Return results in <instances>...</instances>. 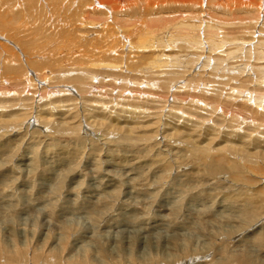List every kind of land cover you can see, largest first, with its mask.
Here are the masks:
<instances>
[{
  "label": "rangeland",
  "instance_id": "rangeland-1",
  "mask_svg": "<svg viewBox=\"0 0 264 264\" xmlns=\"http://www.w3.org/2000/svg\"><path fill=\"white\" fill-rule=\"evenodd\" d=\"M25 1L27 0H15L13 5L23 4ZM37 2L42 3L43 6H37L38 3H36L32 16L29 15L26 21V18L23 20L36 28L52 25L55 16L53 10L58 6L60 0H43V2L37 0ZM219 3L224 6H233L234 0H220L213 3L210 0H199L194 3L193 11L176 3L166 7L161 13L138 14V8L136 10L125 8L127 11L124 9L123 14L125 11L129 13L124 16V21L131 18L129 16L132 14L137 13L133 16L136 18L143 17L147 23L139 27L141 35L139 37L142 39L134 35L135 38L133 37L132 42L135 45L139 46V41H141V43L144 42L142 46H146L154 40L152 45L157 47L164 45L165 48L152 47L138 50L140 52L134 54L138 56L136 64L139 63V58L142 63H146L145 65L155 59L156 61H163L158 59L161 53L169 56L175 55L184 61V63L164 69L166 72L158 73L155 71L154 78L158 81L155 88L145 87L146 84L134 86L131 82L134 79H141L137 77L139 72L124 71L120 73L129 75L130 81L123 85V82L117 78L115 85L120 86L121 89L122 86L125 89L131 88H127L128 90L125 92H118V88L114 86L115 91L112 92L111 97L99 99L100 96L94 97L96 92L87 93V87L91 82L88 83V86L76 88L74 82L83 80L78 75L81 71H74L69 72L71 80L67 82L75 86L76 91L72 89L73 91H69L71 93H57L55 89H59L57 86L62 85V83L53 82L51 87L54 86L55 88L45 94V97H41L40 100L35 98L37 91L34 89L36 88L30 89L29 93H24L26 83H21L23 88L18 84L15 89L8 93L0 94V114L12 113L21 118L17 122L18 125L15 124L16 127L11 126L14 129L13 133L20 134L11 138V140L14 138L16 140L11 143L14 149L9 155H16L14 159H9L11 169L9 165L7 166L9 167L8 170L16 168L18 171L17 173H15V169H13V173L8 171L9 174L4 180V185L0 184L1 189L4 187L0 191V196H2L0 197V252L6 253L10 258L9 263L0 262V264H74L79 261L86 264H137L141 261L145 264H202L203 262V264H232L231 259L238 257L244 242L250 241L264 227V218L259 219V214L251 217L246 214L242 215V212L239 215L248 219L246 222L251 227L249 235L242 233L235 235L233 230L221 231L219 236L208 225L209 221L223 222V220H227L224 218V215L228 213L225 207L228 201L233 200L234 202V199L235 202H240H237L238 204L241 202L245 204L246 201L258 202L260 206L257 208L262 209L259 213L264 211V156L262 155L264 154V118L261 119V114L264 113L260 112L258 117L254 114L257 112L256 108L252 106L255 101L254 97L248 99L247 97H238L236 99V104L241 102V107L244 106L245 110L239 109L238 106L234 107V101H229L228 95L229 86L232 82L225 86H220L219 81L217 82V79L223 82L226 75L229 74L228 71H232L228 75L231 76L232 74L231 80L241 81L243 76L248 74L249 64H245L246 58L245 61L238 60L242 54L241 51H234L236 57L239 53L238 57L235 58L234 56L232 58L234 60H227L229 63L224 62L226 58H222L221 63L218 60L217 65L223 64V67L222 65L217 67L218 71H215V77L214 75L209 76L211 74L209 68H213L215 63H209V67H206L204 71L200 68L202 61H204L203 58L200 62L196 59L198 60L197 65L194 66L192 64L194 59L190 57V54H197V51L185 47L183 38L187 35L186 30H175L180 22V19L177 18L180 14H190V17H194L195 21L197 19L195 14L198 13L210 17L204 16L203 20L218 18L220 13L215 5ZM1 5L2 2H0ZM222 5L219 8L224 9L221 7ZM62 6L65 8H59L57 17L59 22L56 21V24L67 32V36L70 37L68 44L71 48L77 46L71 42L75 34L83 35L87 40L96 38V42L102 40L100 37L107 33L106 16L109 13L108 10L102 6H93L91 0H64ZM86 10L91 11L90 15L93 16L91 17L93 22L89 19L88 22L82 23L81 17ZM220 11L224 17L225 14L222 10ZM261 11L259 9L258 12ZM235 15L236 17L239 16L238 13ZM259 18L261 19V14L258 17L256 15L258 22L261 21ZM226 19L232 18L227 17ZM209 24L213 25L212 23ZM261 24L255 28L257 33H255L256 35L253 34L254 39L264 37V25ZM253 27L255 26L252 25ZM5 28L7 29V27ZM52 30L44 31L48 33ZM10 32L14 34L12 30ZM55 32L56 35H54ZM227 32H230V28L227 29ZM258 32L261 33V36ZM194 33L195 35L199 34L198 31H194ZM194 33L192 34L194 35ZM192 34L188 35L192 36ZM5 35V33L0 32V39L4 44L10 41V39L5 38ZM14 35L13 37L19 40L24 38L18 34L15 35L16 37ZM53 35L54 39L59 38L57 29L56 31L53 30ZM168 39H171L179 50L178 48H167ZM202 40L200 39L201 42ZM11 41V43L15 42ZM228 44H226L227 47L230 45ZM10 45L8 44L9 47ZM226 45L218 49V51L221 50L220 54H216L219 53L218 51L213 52L211 55L213 58L210 59L213 61L214 58H218V55L235 50H229V47L227 49ZM94 47H97L96 44ZM127 47L130 48V46ZM122 48V44L118 46L116 55H121ZM17 50H20L18 46ZM14 52L19 58L16 50ZM202 52L208 53L206 45ZM187 59L191 60L190 64ZM19 61L20 65L15 66L12 62L7 63L0 59V81L3 80L1 68H10L15 71L19 76L17 82L22 81V79L26 80V75L29 76L30 74L28 65L33 63L24 64L23 61ZM42 61L43 59L39 58V68H31L34 74L44 70L43 67L45 70H50L51 64L41 65L45 64ZM130 61H135V59ZM124 63L127 64V62ZM243 65H245L246 72L242 70ZM228 66L232 69H229ZM233 66L238 68L234 70ZM131 67L129 65L126 68L132 69ZM73 68L74 66L71 65L70 70H74ZM106 71L113 74L118 72V70ZM242 71H244V75H242ZM101 73L102 70L97 75L98 79ZM197 73L198 75H196ZM222 73L224 78L221 79ZM151 75L153 76V74ZM238 75L241 77L239 78ZM104 79L107 80L108 77H104ZM159 84L160 86H158ZM246 84H248L246 86L248 91L257 90L259 92L260 90V93L264 92L262 85L261 88L260 86L257 88L254 83L247 82ZM217 85L220 89L217 88ZM215 90H218L220 94ZM216 96L215 103H218V106L212 102ZM68 97L74 98V101H66ZM260 98L264 101L263 95ZM223 100H225L224 103ZM197 102L201 103L198 105ZM205 102L211 106L214 103L215 107L218 108L205 106L203 104ZM246 104L253 107L252 111L250 107L249 109L246 107ZM72 107L74 108L70 109ZM222 108L223 112L220 111ZM26 112H31L32 117L29 118L30 114L23 118L21 115ZM246 113L247 115L250 113L252 119L250 116L247 118ZM34 117L48 119V126L46 125L48 129L46 128L47 131L42 132L38 130L40 127L28 125L29 130L26 131L29 135L31 134L30 137L28 136V139H31L27 140V144H29L24 147V145L18 144V140H23L25 134L18 131H21V126L26 121H36ZM256 117L260 119H254ZM2 118L3 116L0 117V119ZM38 121L35 123L36 126L39 124ZM40 124L41 126L44 125L42 122ZM247 127L250 131L246 130ZM245 133L248 137L250 134L251 136L248 138ZM0 135H3L1 139H5L10 134H5L4 128L0 127ZM240 136H244L245 139L241 140ZM253 142L257 144V147H254ZM219 148L220 150H218ZM90 153L94 155L91 156ZM44 155H47V162H49L48 166L50 167L58 164V158L64 155H70L67 158H71V163L62 168L61 178L55 190L60 195L57 199H52L50 194L46 192L48 190L50 192L53 187L49 175L41 176L37 172L41 168ZM27 157L33 158V166L37 170L33 173L34 175L27 178V181L30 182L27 184L28 186L22 183L23 177L19 173V170L24 171L26 168L24 166L27 165ZM90 157L95 160L96 164L93 163V166L95 165L96 175L89 174L92 166ZM73 160L77 162H73ZM43 167L45 166L42 164ZM159 167L162 169L161 172H158ZM37 173L38 176L35 175ZM110 175L116 178L115 183L111 180ZM179 179H183L182 181L185 179V182H188L184 186H179L178 182H181L178 181ZM78 182L79 186L77 185ZM102 191L103 195H101ZM197 194L195 201L191 197ZM94 198H101V205L95 208V212H90L88 203ZM119 200L125 204L112 206V203ZM29 204L31 205L29 206L30 209ZM44 207H51L56 220L69 222V224L62 229L52 228V224L50 227L44 225L43 219L45 218L42 214L45 210ZM61 208L63 210L66 208V211L61 213ZM173 208L177 214L173 213L174 211L172 213L169 211ZM199 213H203L202 218L207 221V224L202 229L196 230L194 226L189 229V222L193 221V215L199 217ZM258 222L259 224H257ZM230 223L232 226L233 223ZM222 228L221 226L215 228V231ZM261 233L264 237V231ZM93 235L101 245L102 251L98 253H95L94 249L92 250L90 247ZM177 235L182 236V238L183 235L184 238L193 237L187 252L181 253V249L169 250V247H172L169 244L170 239ZM60 241H62L64 250L57 253L56 247ZM260 242L264 246V239ZM213 243L222 245V251H215ZM84 248H87L88 252L85 257H82L80 256L81 250ZM238 261H242L241 258Z\"/></svg>",
  "mask_w": 264,
  "mask_h": 264
},
{
  "label": "bare ground",
  "instance_id": "bare-ground-1",
  "mask_svg": "<svg viewBox=\"0 0 264 264\" xmlns=\"http://www.w3.org/2000/svg\"><path fill=\"white\" fill-rule=\"evenodd\" d=\"M14 1L15 0H0V2H2V5L0 6V32L6 34L5 38L7 40L10 39V41L5 40V41H7L5 44L2 42V39H0V59H2L3 62H7V63L12 62L15 66L20 65L19 60L23 61L22 63H24V64H27L28 62L33 63V64L28 65V67H30L29 68V71H30L29 76L26 75V80L22 79V81H20V82H17V81H19V76L15 71H12V69H10V68H1V70H3L1 72L3 75V80L0 81V94L8 93L9 91L15 89L16 86H18V84L23 88V84H21V83H26V85L24 87V89H25L24 93L28 92L32 88H36V89H34L35 91H37L35 98H39V100H40L41 97H45V94H47L48 92H51L52 89L55 88L54 86L51 87V84L53 82L56 84L62 83V85L57 86V88H59V89H55L57 91V93H66V92L73 91V90L76 91V89H74L75 86L73 84L67 83L69 80H71L69 72H74V71L75 72L81 71L80 74H78V75H80L82 77V80H83L80 82H74L76 84V88L77 87L83 88V86L84 87L88 86V83L91 82L90 85L87 87V89H88L87 93L90 94V92L94 91V92H96V93H94V97L100 96L101 98L99 97V99H105V98L111 97L112 92L115 91L113 89L114 86H115V88H118V90H117L118 92H125L131 88L129 86L130 88L127 87L128 89L127 88L125 89L121 85L122 86V89H121L120 86L115 85L116 84L115 80L117 78H119L123 82V85H126V83H128L130 81V79L128 78L129 75L126 76V75H123L120 73V72H124V71H133V72L137 71V72H139L137 77H140L141 79H138V80L134 79V81L131 82V84H133L134 86H139V85L143 86L144 84H146L145 87L155 88V85L158 82L157 79L154 78L156 72H158V73L166 72V71H164V69L173 67L176 64H181L182 62L184 63V61H183V59L182 60L178 59L175 55L169 56V55H165V54L161 53L160 56L158 57V59L163 60V61H156V59H155V60L150 61L148 63V65H145L146 63H142L140 58H139V63L136 64V59L138 56H136L134 54H138L140 52L138 50L148 49V48H152V47L163 49L164 45H159L158 47L154 46V45H152V42L154 40L149 42V44H147L146 46H142V45H144V42L141 43V41H139L140 42L139 46L135 45L132 42L134 35H135V37L140 39L141 37H139V36H141V35H140L139 27H141L147 23H146V21H144L143 17L136 18L135 16H133V15H137V13L132 14V16H129L131 18H127L126 21H124V18H125L124 16H126V14L128 13L126 11L129 9H132V10L135 9L136 10L138 8V11H139L138 14H144V13H150L151 14L152 12L161 13L166 7H170L172 5H175V3L178 5H184L190 11L191 10L193 11V8L195 5L194 3L199 1V0H91V4L93 6H100V7L102 6L103 8H105L106 10L109 11V13L106 16L107 33L105 35H103L102 37H100V39H102V40L99 42H96L97 38L87 40L86 38H84L83 35L79 36V35L75 34L73 36V39L71 40L72 43L77 44V46H75V48L74 47L71 48V46L68 44V43H70V37L67 36L68 35L67 32H65V30L62 27H58L59 25L56 24L57 22H59V21H57V17L59 14V8L60 7H63V9L65 8L64 6H62V2L64 0H60L58 6L56 8H54V10H53V13L55 15L53 17V19H54L55 23L53 22L52 25H44L43 27L41 26L39 28L33 27L32 25L25 22L27 20V17H29V15L32 16L33 11H34V5H36V3H38L37 0H35V3H34V0L33 1L27 0V1L23 2V4H19V5H13ZM38 1L43 2V0H38ZM44 1H47V0H44ZM79 1H81V0H79ZM218 1H220V0H217V1L216 0H210L211 3L218 2ZM11 2H12V4H11ZM17 3H18V1H17ZM38 5L43 6L42 3H40V4L38 3L37 6ZM188 5L190 8L188 7ZM220 5H222V4L219 3V4L215 5V7H218L219 13H220V16L218 18L214 17V19L203 20V18L207 17L206 15L203 14V16H202L199 13L195 14L197 16L196 21H198V23H195L196 21L194 20V17H190V14H180L179 16H177V18L180 19V22L178 23L177 27H175V30H182V29L186 30L187 35L183 38V42L185 43V47L188 49H193V50H195V52L197 51V54L196 53L190 54V57H193V59H194L192 62V64L194 66L198 60L200 62V61H202L203 58H204V61H202L200 68L202 70L204 69V71H205L206 67H209V65H210L209 63H211V62L215 63L216 68H214L215 65L213 66V68L215 70L212 67L209 68V70H211V74L209 76L214 75V77H215V75H216L215 71H218L217 67H219L220 65H222V67H223V64L217 65L218 60L220 62L224 58H226L224 61V62H226L227 60L234 58V56H235L234 51H239V52L241 51L242 52L240 57H238L239 53H238L237 57H238L239 61L240 60L243 61L246 58L247 61H245V60L244 61H245V64H249V66H248L249 70H247L248 74L244 75V71H245L244 66L245 65H243L244 68L242 70H244V71H242V75H244V76L241 79V81L239 80L236 82L235 79L231 80L232 74H231V76H228V75L232 71L231 72L228 71L229 74L226 75V79L223 80V82H222V80L220 81V79L219 80L217 79V82L219 81L220 86H225L229 82H232V84L229 86V90L231 92L230 91L228 92L229 93L228 94L229 99H230L229 101H234V107L238 106L239 109H241V110L242 109L245 110L244 106L241 107L242 106L241 102H237V104H236V99L238 97L239 98L247 97V99L249 97H254L253 99H255V101H254L252 106H254L256 108L257 112H255V109L253 111L255 112L254 114H256L258 117L260 112L264 113V101H262L260 98L262 95L264 97V92L261 90L263 92V93L261 92L262 93L261 94L260 90H259L261 88V85L264 86L263 85L264 84V37L262 36V37H258L256 39H254L253 37H254V35H256L255 33H257L255 28L257 26H259L261 23H262L261 25H264V8H262L264 6V0H234L233 6L222 5L221 7L224 9L219 8ZM23 8H24V12H23ZM16 9H18L17 10L18 13H15V12H17V11H15ZM124 9L126 10L125 14H123ZM238 9H239V12H237ZM259 9H261L262 11L258 12ZM220 10H222L223 13L225 14L224 17H222ZM245 10H247V11H245ZM90 12L91 11L86 10L83 13V15L81 17L82 23L88 22L89 19H91V22H93V20L91 18L93 16L90 15ZM213 13H214V9H213ZM236 13H238L239 16L236 17V15H235ZM240 14H242V15H240ZM259 14H261V19L259 18V20H261L262 22L261 21L258 22L256 19V15L258 17ZM152 15H155V14H152ZM214 15H215V13H214ZM227 17H231L232 19L227 20L226 19ZM24 18H26L25 21L23 20ZM207 18H210V17H207ZM167 19H169V18H167ZM209 23H212L213 25H211ZM252 25H254L255 27L252 28ZM5 27H7V29ZM228 28H230V32H227ZM263 28H264V26H263ZM49 29H53L54 31H56V29H57V32L59 35V38H56L57 41H55L56 39L53 38L54 35H56V32L54 33V35H53V30L46 33L47 30H49ZM10 30H12L15 35L18 34V35H21L20 37H24V38H21L22 40L14 38L13 37L14 34H12V32H10ZM41 31H42V33H40ZM194 31L195 32L198 31L199 34L195 35ZM60 33L61 34L63 33V34L61 35ZM192 33H194V35ZM188 34H192V36H189ZM258 34H259V36H261L260 32H258ZM116 35H118V36H116ZM200 39L201 40L204 39L205 41L203 42V40H202V42H201ZM11 40H13L15 42L11 43L12 42ZM167 41H168V44H167L168 47L167 48H172V49L178 48V46L176 44H174V42L171 39H168ZM224 43L230 44V45L228 44L229 50H231V49H235V50L227 52V53H222L221 55H218V58H216V59L214 58L212 61L210 59L212 57L211 56L212 53L217 52L218 49H220V48H223V46L226 45ZM8 44H11L10 47L8 46ZM95 44L97 47H94ZM121 44L123 47L122 51H121V55H116V50H117L118 46H121ZM204 44L206 45V48L208 49L207 54H204L203 53L204 51L202 52V50L205 46ZM246 44H248V47H246ZM86 45H87V47H86ZM17 46L20 50H17ZM127 46H130V48H128ZM226 47H227V45H226ZM228 47H227V49H228ZM135 48H136V50H135ZM13 50L14 51L16 50V52L19 55V58H17V55L15 54V52ZM169 50H171V49H169ZM178 50H179V48H178ZM218 52L219 53H216V54H220L221 50H219ZM130 54H132L133 56H127ZM219 56H220V58H219ZM224 56H226V57H224ZM20 57H21V59H20ZM237 57L235 56V58H237ZM39 58L43 59L42 63H45V64H41V65L51 64V67H50V70H45V68L42 66L44 70H42L39 73L34 74V71H32L31 68H34V69L36 67L39 68V65H40L39 64ZM134 59H135V61H130V60H134ZM196 59H198V60H196ZM187 60H188L187 61L188 63L191 62L190 59H187ZM232 60H234V59H232ZM235 60H237V59H235ZM128 61H129V63H128ZM124 62H127V64ZM231 64H233V63H231ZM71 65L74 66V68H73L74 70H70ZM129 65L132 66L131 67L132 69L126 68ZM228 68L232 69V67H230V66H228ZM233 68L235 70L238 67L236 68L233 66ZM224 69H226V67H224ZM101 70H102V73L100 75V78L98 79L97 75L101 72ZM106 70H118V72L113 74L112 72H107ZM239 70H241V69H239ZM201 72H203V71H201ZM198 73H200V72H198ZM198 73L196 75H198ZM226 73H227V71H226ZM139 74H141L142 76H140ZM151 74H153V76ZM233 74H234V71H233ZM104 77H108V79L105 80ZM220 77L222 79L223 73ZM240 77L241 76H239V78ZM244 77H246V79H244ZM237 78H236V80L239 79V78L238 79ZM126 79H128V80H126ZM93 82H96V83H93ZM247 82L256 84L255 86H257V88H258V86H260V88L258 89L259 92H257V90H254V91L246 90V86L248 85V84H246ZM204 84L206 85V83H204ZM40 85H43V86L40 87ZM253 85H252V87H253ZM158 86H160V84ZM124 87H126V86H124ZM203 87H205V86H203ZM217 88H219V86ZM254 88H256V87H254ZM250 89H252V88H250ZM218 90L217 91L215 90V92L218 93ZM75 91H74V93H75ZM69 93H71V92H69ZM218 94H220V93H218ZM205 95H206V93H205ZM92 96H93V94H92ZM199 96H201V95L199 94ZM213 97H214V95H213ZM233 97H236V98L233 99ZM78 98H80V96ZM73 99L74 98H72V97L71 98L68 97V99H66V101H71ZM197 99H199V98H197ZM214 99L215 100L214 101L212 100V102L215 103L217 100V96ZM247 99H245V100H247ZM75 100H77V99H75ZM200 100H202V99H200ZM224 101L225 100H223V103H224ZM201 102H199V103L197 102L198 105ZM260 102H262V103L260 104ZM214 103H213V106H211L208 103L206 104V102L203 104L205 106H209L212 108L214 107L215 109H217L218 107H215L216 103L215 104ZM73 104H75V103H73ZM216 105L218 106V103ZM252 106H249V104H246V107L248 109L250 107L251 111L253 109ZM74 107H72L70 109H73ZM227 107H229V106H227ZM212 108H210V109H212ZM223 108L220 111L223 112ZM245 112H247V111H245ZM30 114H31V116H29ZM1 115L2 114H0V117L3 116V118L0 119V127L4 128L5 134H10L5 139H1V138H3V135H0V171L3 170V172H0V184H3V183H5L4 182L5 178L9 174L8 171H12V173L14 172L13 169H15V171H16L15 173H17V171H18L16 168H12V170H8L7 168H9V167H7V166L9 165V162H10L9 159H11V160H12V158L14 159V157L16 155V154H10L9 155V153H11L14 149V147H13V145H11V143L16 140L15 138L11 140V138H12V136H18L20 134V133L19 134L13 133L12 131L14 129H12L11 126L16 127L15 124L18 125L17 122L19 120H21V118L16 116V115H13L12 113H10V114L7 113V114H4L2 116ZM245 115H247V113ZM11 116H13V117L10 118ZM14 116H15V118H14ZM21 116H23V118L25 116H29V118H30V117H32V113L26 112V113H23ZM33 116H34V114H33ZM248 116H250V113H249V115H247V118H249ZM257 117L254 119H260ZM263 118H264V114H261V119H263ZM34 119H36V121H31V122H30V120L26 121L24 124H22L23 126H21V131H18V132H24V134H25V138L23 140H21V139L18 140V144L24 145V147H25V145L28 146L29 143L27 144V140L31 139V138L28 139V136L30 137L31 134L29 135L28 131H26V130H29L28 125L32 126V127L33 126L38 127V128L40 127L38 130H41L42 132H45L48 129V127H47L48 123H49L48 119H46V118L44 119L43 117L42 118L41 117L40 118L34 117ZM251 119H252V117H251ZM37 121L39 122V124L36 126L35 123ZM252 121L254 122L255 120H252ZM40 122H42L45 126L44 125H43L44 127L41 126ZM25 124H26V126H24ZM253 124H255V123H253ZM250 126H252V125H250ZM246 130L250 131V129H248V127ZM108 131H110V130L108 129ZM113 131H117V130H113ZM36 132H37V130H36ZM252 132H251V134H252ZM246 133H245V135H246ZM49 134H50V132H49ZM251 134H250V136H251ZM41 135H43V134H41ZM44 135H45V133H44ZM49 137H50V135H49ZM239 138L241 140L245 139L244 136H240ZM251 138H250V140H252ZM256 141H257V139H256ZM244 144L246 145V143H244ZM253 144H254V147H257V144L255 142H253ZM226 146H228V145H226ZM218 150H220V148ZM92 155H94V154H91V156ZM262 155L264 156V154H262ZM68 156H70V155H68ZM68 156L64 155L61 158H58L59 163L53 167H50V166H48L49 162H47V160H48L47 155H44L43 161H42L41 166H40L41 168L39 169V171H41V172L37 171L36 168L33 166L34 165L33 164V158L27 157V160H26L27 165L25 164V166H24L26 168L24 169V171L19 170V173H21V176L23 177L22 183L24 185L28 186L27 184L28 183L30 184V182L27 181L28 180L27 178H30L29 177L30 175L31 176L34 175L33 173H35L36 171L41 176L49 175L50 179L52 180L53 187H52V190L50 192H49V190L46 192L50 194V197L52 199H57L60 195L55 190L58 187L59 179L61 178L60 174L63 170L62 168L71 163V158H67ZM93 157L95 158V156H93ZM93 157H90V160L92 162L91 172L89 173L90 175H92V174L96 175V169L94 168L95 165L93 166V163L94 164H96V163H95V160ZM82 159H83V157H82ZM84 160H86V159H84ZM202 160H205V159H202ZM73 162H77V161L73 160ZM42 164L45 167L42 168ZM213 164H215V163L213 162ZM79 167H80V165H79ZM10 169H11V166H10ZM77 169H79V168H77ZM161 170L162 169L159 167L158 172H161ZM38 173L35 175L38 176ZM36 176H34V177H36ZM75 177H77V176H75ZM191 178H192V176H191ZM115 179L116 178L114 176H111V180L114 181V183L116 182ZM185 179H184V181H182L183 179L178 180V181H181V182H178L179 186H181V185L184 186L187 184L188 181L185 182ZM38 180H39V185H40V179L38 178ZM184 182H185V184H182ZM77 185L78 186L80 185L79 182L77 183ZM12 186H14V185H12ZM10 187H11V185H10ZM3 189H4V187H3ZM3 189H1V187H0V191ZM98 189H97V191H98ZM7 190H8V188H7ZM72 194L73 193H71V195ZM101 195H103V191L101 192ZM197 196H198V194L195 195L194 197L192 196L191 198H193L195 200V199H197ZM0 197H2V196H0ZM44 201H45V198H44ZM254 201H257V200H254ZM105 202H108V201H105ZM132 202H134V201H132ZM237 202H235V199H234V202H233V200L228 201V203H227L228 207L227 206L225 207L227 209L228 213H226V215H224L225 216L224 218H226L227 220H223V222H219V221H209L208 222V225L211 226V228L213 229L214 232H217V235L220 236L221 231L227 232V231H233V230L235 231V235L238 233H239V235H240V233H242L243 235H249V233H251V231L249 232L251 227L246 222L248 219L243 218L241 215H239V213H241V212H242V215L246 214V215L253 217L254 215L259 214V219L264 218V211H261V213H259V211L262 209L260 207H259V209L257 208L258 206H260V204L258 202H256V203L252 202L251 203V201L250 202L246 201L245 204H243L242 202H241V204H238L240 202H238V203ZM89 203H90V205H89ZM89 203H88V206L90 208H88V209L90 210V212H95V208L98 207L99 205H101V198L100 199L94 198V200H92V201L90 200ZM9 204L10 203H8V206H10ZM118 204L123 205L125 203L123 201L119 200V201H115L114 203H112V206H115ZM134 204H131V205H134ZM261 205H262V202H261ZM29 206H31V205L29 204L28 207ZM50 208L51 207H49V208L44 207L45 210L42 212V214L45 218V219H43L45 222L44 225L46 224V226L50 227V225L52 224L53 225L52 228L62 229L64 226L69 224V222L66 223L65 221L56 220L55 216L53 215V212L51 211ZM29 209H30V207H29ZM65 209L63 210V208H61L60 212L64 213L66 211ZM169 211L172 213L174 211V208H173V210H169ZM173 213L177 214L176 211H174ZM43 216H42V218H43ZM202 216H203V213H199V217H196L193 215V221L189 222V229H191L192 226H194L196 230L202 229L204 227V225L207 224V221L204 220V218H202ZM4 222L6 223V220ZM230 222L233 223L232 226H230V224H231ZM257 224H259V222ZM220 226L223 228L221 230L218 229V231H215V228H219ZM227 227H228V230H226ZM262 231H264V227L258 233H256L255 236H253L251 238V240H250L251 242L250 241L244 242L242 249H241V253L238 255V257L231 259L232 264H238V263H242V264H264V246H262L261 245L262 243L260 242V240L264 239L263 234L261 233ZM190 237L193 238L192 236H190ZM10 238H8V239L10 240ZM191 238H187V237L184 238V235H183V238H182V236L179 237L178 235L173 236L169 242V244L172 246V247H169V250L181 249V253L187 252L188 247H189L190 243L192 242ZM192 246H193V244H192ZM221 246L222 245H216L215 243H213V248L215 249V251H222L223 246L222 247ZM90 247L92 250L94 249L95 253L102 251L100 242L94 235H93V237H91ZM56 248H57V250H56L57 253L63 252L64 247L62 245V241H60L59 244L57 243ZM81 251H82V253L80 256L85 257L87 255V252H88L87 248H84ZM240 258L242 261H238ZM9 261H10V258H8L6 253L0 252V262L9 263ZM141 262H139L137 264H145V263H141ZM74 264H86V263L79 261V262L74 263ZM93 264H99V263H93Z\"/></svg>",
  "mask_w": 264,
  "mask_h": 264
}]
</instances>
